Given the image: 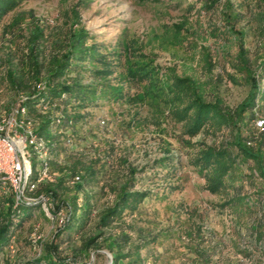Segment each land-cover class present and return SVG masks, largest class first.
<instances>
[{"label":"rangeland","instance_id":"obj_1","mask_svg":"<svg viewBox=\"0 0 264 264\" xmlns=\"http://www.w3.org/2000/svg\"><path fill=\"white\" fill-rule=\"evenodd\" d=\"M207 5L208 0H24L0 20V117L24 95L12 88L7 72L29 85L27 47L34 48L30 55L42 76L68 31L81 28L88 35L86 45L96 47L95 54L106 62L88 57L68 74L94 89L95 102L79 109V118L51 124L54 151L42 182L59 179L56 201L41 195L47 200L13 230L0 264L33 261L50 247H55L54 259L69 264H108L101 240L122 233L129 238L124 251L143 246L139 264H264V179L258 173L264 159L245 160L232 145L236 132L243 141L251 135L250 113L264 116V93L251 111L245 110L243 122L234 116V123L209 122L193 137L183 134L181 122L169 114L166 86L173 76L192 78L205 100L217 97L222 110H235L250 89L237 43L245 67L259 71L261 45L252 34L250 14L254 0ZM35 27L42 33L36 42ZM101 69L108 74L94 72ZM144 71L149 75L143 80L132 76ZM28 117L39 120L33 113ZM207 146L224 148L234 158L216 194L204 190L203 172L192 165ZM72 167L84 178L76 191L72 175L60 172ZM122 187L147 197L131 214L99 227L100 213ZM61 201L88 203L91 212L81 228L60 230L65 206H55ZM97 233L100 248L77 254L82 241Z\"/></svg>","mask_w":264,"mask_h":264},{"label":"trees","instance_id":"obj_2","mask_svg":"<svg viewBox=\"0 0 264 264\" xmlns=\"http://www.w3.org/2000/svg\"><path fill=\"white\" fill-rule=\"evenodd\" d=\"M22 1L24 0H0V20ZM215 2L216 0H208L207 8H211ZM250 14L252 20L255 22L252 34L257 36L261 45V54L258 58L259 71L250 72L245 67L247 61L243 58L244 51L241 44L237 43V56L243 62L242 66L244 67H242V70L248 73L246 80L249 83L250 89L246 98L237 105L232 113L222 110L217 97L214 100H205L198 83L190 77L173 76L167 84L166 89L170 105L169 114L175 122H181L182 132L186 136H195L209 122L216 125L227 124L228 122L234 123L233 116L237 123L243 122L245 110L251 111L256 97L263 95L264 79L261 89L260 80H262V77L264 78V0H254V10ZM74 17H76L75 13ZM31 34L33 36L32 41L35 42L42 36L41 30L38 27H35ZM87 39L88 35L83 29L69 30L56 55L53 54L51 56L49 65L42 76H40V65L36 61L35 55H30L34 48L32 46L27 47V54L29 56L25 62L24 71L26 74L28 72L29 85L23 83L22 77L17 79L10 72H7L6 75L12 88L23 89L24 95L18 105L25 108L26 116L28 117L30 113H33L39 118L38 121H32L33 132L49 141L48 164L51 153L54 151L53 136L49 134L51 124L55 121L63 124L69 119L75 120L80 117L79 109L92 106L95 102L93 97L95 93L94 89H91L89 85H83L68 78L70 77L68 74L79 67L76 63L86 60L88 57L97 59L102 65H106V62L102 60L103 56L95 54L96 47L91 44L86 45ZM234 39L239 40V35H236ZM94 72L99 75H105L108 74L109 70L101 69ZM148 75L149 71H144L141 75L132 74L136 80H143V76L148 77ZM228 79L232 82L235 81L233 74H229ZM38 82L42 85L40 88H36L35 86ZM254 117L253 113H250L252 131L248 139L243 141L239 137V133L236 132L232 145L245 160L252 159L259 162L261 159H264L261 151L264 133H256L253 127ZM237 126L235 124V129H237ZM247 140L251 141L250 145H246L245 142ZM233 161L234 158L228 154L226 149L207 146L197 153V156L192 161V165L203 172L202 175L205 181L204 190L210 194H216L223 186V178L229 172ZM74 170L75 168L73 169L72 167L69 173L65 169H61L60 172L65 177H67V174H70V177L71 175L72 177H78L77 182L81 183L84 178L77 173V171L80 172V169L76 173ZM258 173L260 178L264 179V167H259ZM30 179L33 180L34 175H31ZM77 182H74L75 191L80 186V184L77 185ZM59 183H61L59 179L56 184L52 185H48L46 181L41 182L37 185L34 194L49 197L51 202L56 201L57 194L55 188ZM146 197L147 193L144 191L126 190L125 187L120 188L111 206L100 213L98 226L106 228L111 223L121 219L126 213L131 214ZM61 205L65 206L63 209L66 214L65 224L61 226L60 230L69 231L75 227L81 228L91 212L87 202L76 206L73 203L68 204L61 201L58 206H55V209L57 210ZM35 208H38L37 203H30L28 205L19 203L14 206L13 198L0 192V254L8 247L13 230L19 227L25 219L30 218ZM53 213L52 211L50 214ZM14 220L16 221L15 224H13ZM262 234L264 237V226ZM100 235V233H97L85 238L78 248L77 254L84 255L90 248L94 250L99 249L100 244H98L97 239ZM127 245H129V238L125 233H122L120 236H107L101 240L102 248L111 258L110 264H139V250L143 246L136 244L124 251ZM54 250L55 247H50V250L45 255L23 264H69L65 259H54L52 253ZM4 264L7 263L5 262Z\"/></svg>","mask_w":264,"mask_h":264},{"label":"built area","instance_id":"obj_3","mask_svg":"<svg viewBox=\"0 0 264 264\" xmlns=\"http://www.w3.org/2000/svg\"><path fill=\"white\" fill-rule=\"evenodd\" d=\"M35 86L42 85L38 82ZM253 127L256 133H264L263 115H255ZM245 143L250 145L251 141ZM49 148V141L33 132V122L26 116L24 107L17 105L0 117V192L10 195L14 206L47 200L41 195H29L46 175ZM31 175H34L33 180ZM73 179L78 181V177Z\"/></svg>","mask_w":264,"mask_h":264},{"label":"water","instance_id":"obj_4","mask_svg":"<svg viewBox=\"0 0 264 264\" xmlns=\"http://www.w3.org/2000/svg\"><path fill=\"white\" fill-rule=\"evenodd\" d=\"M110 260H111V258H110V256H109V262H108V264H110Z\"/></svg>","mask_w":264,"mask_h":264}]
</instances>
